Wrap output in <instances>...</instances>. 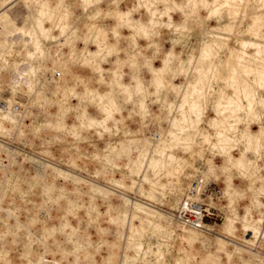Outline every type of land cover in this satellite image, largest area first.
<instances>
[{"label": "rangeland", "instance_id": "374dc122", "mask_svg": "<svg viewBox=\"0 0 264 264\" xmlns=\"http://www.w3.org/2000/svg\"><path fill=\"white\" fill-rule=\"evenodd\" d=\"M0 264H264V0H0Z\"/></svg>", "mask_w": 264, "mask_h": 264}, {"label": "built area", "instance_id": "2783aa9c", "mask_svg": "<svg viewBox=\"0 0 264 264\" xmlns=\"http://www.w3.org/2000/svg\"><path fill=\"white\" fill-rule=\"evenodd\" d=\"M199 183L198 180H194L190 194L198 193V189L201 187ZM207 206L203 201L187 197L178 209L177 217L186 224L200 226L201 221L204 220V216L208 212Z\"/></svg>", "mask_w": 264, "mask_h": 264}, {"label": "bare ground", "instance_id": "6f19581e", "mask_svg": "<svg viewBox=\"0 0 264 264\" xmlns=\"http://www.w3.org/2000/svg\"><path fill=\"white\" fill-rule=\"evenodd\" d=\"M4 108H6V107H4ZM187 188H188V190H191V188H192L191 183H187ZM172 206H173V205H172Z\"/></svg>", "mask_w": 264, "mask_h": 264}]
</instances>
